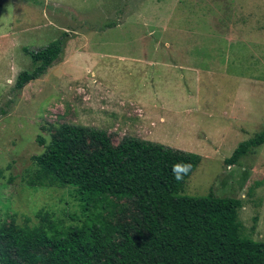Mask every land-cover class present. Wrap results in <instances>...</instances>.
I'll list each match as a JSON object with an SVG mask.
<instances>
[{
    "label": "rangeland",
    "instance_id": "374dc122",
    "mask_svg": "<svg viewBox=\"0 0 264 264\" xmlns=\"http://www.w3.org/2000/svg\"><path fill=\"white\" fill-rule=\"evenodd\" d=\"M61 38L59 60L17 91L23 49ZM65 124L201 156L178 195L240 200L241 237L264 242V144L225 164L264 131V0H0V227L45 214L119 241L137 227L131 200L30 186Z\"/></svg>",
    "mask_w": 264,
    "mask_h": 264
},
{
    "label": "trees",
    "instance_id": "16d2710c",
    "mask_svg": "<svg viewBox=\"0 0 264 264\" xmlns=\"http://www.w3.org/2000/svg\"><path fill=\"white\" fill-rule=\"evenodd\" d=\"M64 43L61 38L25 47L32 70L21 72L14 88L22 91L43 76ZM263 144L264 131L243 142L225 164L236 165ZM42 161L30 186L72 185L95 205L131 200L137 227L125 228L114 241L100 223L65 231L44 214L40 226L0 227V264H264V242L240 235V200L213 192L178 195L202 161L197 154L148 140L124 139L115 147L102 130L65 124ZM180 163L190 167L177 180L172 169Z\"/></svg>",
    "mask_w": 264,
    "mask_h": 264
},
{
    "label": "clouds",
    "instance_id": "9594fccd",
    "mask_svg": "<svg viewBox=\"0 0 264 264\" xmlns=\"http://www.w3.org/2000/svg\"><path fill=\"white\" fill-rule=\"evenodd\" d=\"M188 167H190V166L187 164H184V163L173 165V169H172L173 175L176 177L177 180H180L182 178L181 175L179 174L180 171L186 170Z\"/></svg>",
    "mask_w": 264,
    "mask_h": 264
}]
</instances>
